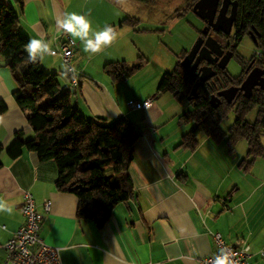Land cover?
Here are the masks:
<instances>
[{"label":"crops","instance_id":"0c3cea01","mask_svg":"<svg viewBox=\"0 0 264 264\" xmlns=\"http://www.w3.org/2000/svg\"><path fill=\"white\" fill-rule=\"evenodd\" d=\"M0 1L12 6L19 29L29 39L51 41L53 49L65 42L66 34L57 26L67 13L64 0H22V6L13 0ZM77 42L71 60L76 85L69 74L68 81L59 82L57 65L64 64L59 55L45 56L40 63L55 75L61 91L74 94L73 101L85 117H100L108 124L127 118L140 129L129 166L135 196L118 204L101 226L79 220L77 198L54 187L57 167L53 160L40 161L30 151L15 159L8 157L5 150L15 133L21 131L25 139H31L33 132L15 103L16 83L0 57V100L7 107L0 117V198L14 207L12 215L0 213V245L24 225L20 209L24 193H29L43 213L40 236L60 249L62 264H199L217 253L215 234L227 245L251 247L248 264H264V192L260 191L264 187L259 189L264 181L242 182L249 171L243 173L241 157L230 152L223 140L199 136L196 149L179 147L190 124L179 121L182 105L169 102L172 111L164 120L166 107L159 97L165 93L157 92L135 98L139 102L152 98L148 109H130L127 103L132 98L121 85L124 80L113 82L103 70L105 64L89 68L91 59L84 60L81 42ZM214 143L217 149L209 145ZM48 201L50 210L44 212ZM3 257L0 251V264Z\"/></svg>","mask_w":264,"mask_h":264},{"label":"trees","instance_id":"16d2710c","mask_svg":"<svg viewBox=\"0 0 264 264\" xmlns=\"http://www.w3.org/2000/svg\"><path fill=\"white\" fill-rule=\"evenodd\" d=\"M134 1L151 3L155 0ZM197 1L187 0L188 7L192 10ZM13 2L19 6L23 4L22 0ZM245 4L244 24L232 40L240 41L253 27L256 47L261 52L259 62L264 64V0H246ZM122 24L136 26L138 20L126 17ZM29 40L19 29V18L12 6L0 1V57L16 83L12 93L15 103L33 132V138L25 139L23 133L17 131L5 150L6 154L15 159L23 151H30L40 161L53 160L57 167L55 189L77 198V219L91 220L101 226L109 220L118 204L127 203L135 196L129 166L134 144L141 136L140 129L127 118L108 124L103 118H87L81 114L73 101L74 94L61 91L55 75L46 72L40 61L25 63L24 46ZM186 54L185 51L179 57L172 72L163 75L157 89L158 93H170L179 104L186 101L192 106L179 117L183 123H193V127L181 137L179 147L196 149L198 138L203 134L213 142L225 140L230 152H234L238 142L245 140L247 158L263 156L259 136L254 125L246 120V115L258 106L264 107V91L255 89L249 98L239 95L230 104L221 99L220 104L212 108L210 99L213 94L240 86L246 76L242 72L239 77H231L226 69L213 66L215 76L201 82L197 97L189 101L187 96L199 80V72L181 67L180 61ZM141 60L139 57L132 66L124 61L110 62L103 66V70L113 82L127 80L143 67ZM6 110L5 102L0 100V117ZM231 110L235 112V120L225 133L220 125ZM2 152L0 146V155ZM244 164L242 161L240 166Z\"/></svg>","mask_w":264,"mask_h":264},{"label":"rangeland","instance_id":"374dc122","mask_svg":"<svg viewBox=\"0 0 264 264\" xmlns=\"http://www.w3.org/2000/svg\"><path fill=\"white\" fill-rule=\"evenodd\" d=\"M64 1L67 13L75 12L78 15H85L91 21L92 33L103 30L106 25L112 26L116 32L115 42L99 55L92 57L89 68L95 69L99 63L122 61L132 66L138 62L139 57H142L143 67L135 72L131 78L121 83L126 89L127 96L132 100H136L138 97L142 99L147 94L157 93L163 75L172 72L179 57L185 51H190L197 41L198 32L202 31L204 25L203 21L188 7L187 0H155L151 3H141L134 0ZM126 17L136 18L138 24L136 26L121 25ZM60 36L61 34H59ZM65 37L67 36L65 35ZM76 44L75 49L78 46L77 41ZM83 54L84 60L89 59L88 54L84 52ZM259 54L260 50L256 47L252 37L245 35L239 41L236 53L226 65L227 73L235 78L241 76L245 63L249 62L252 57L259 56ZM64 64L58 63L57 65L59 82L61 79L67 80V76L61 74ZM159 98L166 107L163 116L166 120L169 118L168 113L172 111L171 107L168 106L169 102L176 103V101L170 93L161 94ZM181 105L180 114L185 110L190 111L192 109V106L188 105L186 101ZM234 120L235 112L231 110L221 122V129L227 133ZM246 120L254 125L259 136V145L264 151V107L254 108L246 115ZM192 126L193 124L190 123L187 127L190 130ZM204 138L205 135L201 134L199 139ZM222 143L226 144V141L223 140ZM209 145L217 149L216 143ZM247 150L248 144L245 140L238 142L234 150L236 157L240 156V160L245 161L241 167L243 173L246 174L249 171L247 176H242L241 181L261 183L264 181V155L247 158ZM246 163H251V165L248 166ZM263 187L264 185L260 186L259 189ZM260 191L264 192V190Z\"/></svg>","mask_w":264,"mask_h":264},{"label":"built area","instance_id":"2783aa9c","mask_svg":"<svg viewBox=\"0 0 264 264\" xmlns=\"http://www.w3.org/2000/svg\"><path fill=\"white\" fill-rule=\"evenodd\" d=\"M76 45V42L73 43L71 38L67 36L65 42L53 50L56 55L62 58L65 64L71 67L73 50ZM77 78L76 74L74 76L72 74L71 82L73 85H76ZM152 102V98L143 102L130 100L127 105L133 110H143L148 109ZM50 206L51 203L49 201L45 202L43 205L44 212H48ZM20 211L25 217V223L6 243L0 245V251L4 254L2 264H62L60 249L46 244L40 236V223L43 219V213L36 209L33 198L29 193H24ZM214 241L218 248L215 254H218L221 248H230L236 253L233 257L236 264H248L249 253L241 254V250L244 247H248L247 245L237 247L227 245L219 234L214 235ZM261 253L264 255V246ZM214 255L202 258L199 264H211Z\"/></svg>","mask_w":264,"mask_h":264},{"label":"clouds","instance_id":"9594fccd","mask_svg":"<svg viewBox=\"0 0 264 264\" xmlns=\"http://www.w3.org/2000/svg\"><path fill=\"white\" fill-rule=\"evenodd\" d=\"M57 26L72 42L77 40L81 42L82 50L88 54V58L99 55L105 48L110 47L116 40V32L112 26L106 25L103 30L92 33L91 21L85 15H78L75 12L65 13L63 19L57 21ZM90 33H92L90 35ZM26 52L25 63L36 64L43 60L45 56L56 55L52 48L51 41L43 39H30L24 46ZM69 73L75 74V67L65 64L63 66L62 75L67 76ZM0 213L12 215L14 207L9 205L4 199L0 198ZM251 251V247H244L241 254H247ZM236 255L230 248H221L218 254H215L211 264H236L233 257Z\"/></svg>","mask_w":264,"mask_h":264},{"label":"water","instance_id":"95a60500","mask_svg":"<svg viewBox=\"0 0 264 264\" xmlns=\"http://www.w3.org/2000/svg\"><path fill=\"white\" fill-rule=\"evenodd\" d=\"M217 2L218 0H198L193 5L192 12L200 19L208 21V26H212L211 22L216 12ZM206 8H208L207 13H205ZM225 32L229 33L230 30L228 29ZM203 33H205V30ZM212 53L215 54V58H211ZM222 54L221 45L214 38L207 37L206 40L201 36L197 38L193 47L180 62L182 68L197 69L199 72V80L193 85L190 94L187 96V100L190 101L195 99L197 97L199 84L212 78L216 74L211 66L200 65V62L203 60L216 62L218 68L224 70L230 60V56L227 54L222 56ZM255 87L264 91V69L259 67L253 68L240 86H231L213 94L210 99V105L212 108H216L220 104L222 98L230 104L239 93H243L245 98H249Z\"/></svg>","mask_w":264,"mask_h":264},{"label":"flooded vegetation","instance_id":"af4514ba","mask_svg":"<svg viewBox=\"0 0 264 264\" xmlns=\"http://www.w3.org/2000/svg\"><path fill=\"white\" fill-rule=\"evenodd\" d=\"M245 1L246 0H218L216 12L211 22L212 26H208V21L202 20L197 16L204 24L202 31L198 33V37L201 36L204 40H206L207 37L214 38L221 45V50L223 51L222 56L227 54L231 58L236 53L239 40L233 41L232 38L235 37L236 31L244 24V17L247 12ZM207 9L208 8H206L205 13H207ZM228 29L230 32L226 33L225 31ZM204 30L205 33H203ZM245 35L251 36L256 45L255 29L253 27ZM260 56L261 52L259 56H254L249 62L245 63L243 72H245L246 76L253 68L259 67L264 69V64H260L259 62ZM211 58H215L214 53L211 54ZM200 65H209L212 69L213 66H215L217 69H220L216 62L203 60L200 62ZM213 70L216 72L215 69ZM255 89L258 90L259 88L255 87L253 90ZM239 95L243 96V93H239L236 97Z\"/></svg>","mask_w":264,"mask_h":264}]
</instances>
